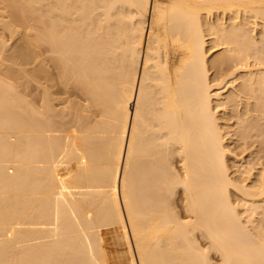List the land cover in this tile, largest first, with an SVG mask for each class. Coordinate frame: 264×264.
Here are the masks:
<instances>
[{"label": "bare ground", "instance_id": "1", "mask_svg": "<svg viewBox=\"0 0 264 264\" xmlns=\"http://www.w3.org/2000/svg\"><path fill=\"white\" fill-rule=\"evenodd\" d=\"M263 44L264 0H0V264H264Z\"/></svg>", "mask_w": 264, "mask_h": 264}, {"label": "rangeland", "instance_id": "2", "mask_svg": "<svg viewBox=\"0 0 264 264\" xmlns=\"http://www.w3.org/2000/svg\"><path fill=\"white\" fill-rule=\"evenodd\" d=\"M259 22L262 24V21H259ZM9 42L12 43L13 41H9ZM208 45H210V43ZM258 48L263 49V52L260 56L264 57V44H263V48L260 47V45ZM213 50L214 49H212L208 52V57L210 59L213 58V56L218 53V52L214 53ZM253 61H254V59L252 58L251 62H253ZM48 66L52 69L51 64H48ZM262 67H264V65ZM214 72H215L214 70H211V78L212 79H214V75H215ZM1 73H2V70L0 69V74ZM238 82H240V80H238L236 83H238ZM15 85L18 89H21L18 82H15ZM53 89H54V91L55 90L59 91L55 95V97L58 99L56 101V103L60 104V105H58L57 109L59 111L64 110L62 113H64L63 116H66L65 121L68 122V125H70V126L74 125V123L72 122V120L74 119V115L87 102L85 94L76 87H72V86L67 87L62 83L57 84L54 88H52V90ZM229 90H230V87H227V88L223 89L222 92L226 95L229 93ZM213 91L216 92L218 90L215 88ZM216 104H217L216 99H214V105H216ZM217 110H218V116L220 118V120H219L220 124H221L222 128L224 129L227 150L228 151L230 150V152L227 155V158L229 159V163L232 167L230 170L232 172V176L236 177V176L241 175V177H242V179H244L245 183H251L252 180L248 179L249 173L244 172L246 165H247L246 162H248L250 160V158L247 157V158L242 159V156L243 155L245 156L252 151L258 150V148L260 147V144H261L260 141H262V139H258L259 141H255L256 143L254 144V147L249 149L248 151H246V153H244V154L239 153L238 154L236 152V148H235L236 142L234 141V139H235L234 130H233V128H228V126L234 124L236 117H237V112H236V110L234 112H232L231 115L228 116L229 117L228 120H226L225 117H227V116H225L224 109L222 107H219V108H217ZM236 155H238V156H236ZM237 168H241V170H242V171H240L241 173L236 172ZM260 168H263V166L262 165H256L252 171L258 174V173H260V170H259ZM257 178H258V175L255 176V179H257ZM232 198L236 203H240V204L244 203V201L242 200L243 197L241 195H239L237 192H235V190H232ZM261 204H264V203H261ZM240 210L243 212V214L246 217L247 213H245V208L243 207V205L240 207ZM255 220L256 221H255V223H253V225L254 224L258 225L259 223H262L264 226V214L262 213L261 210L256 213ZM245 221H246V219H245ZM250 227H252V226H250ZM213 261L215 263L221 262L218 256H214Z\"/></svg>", "mask_w": 264, "mask_h": 264}]
</instances>
